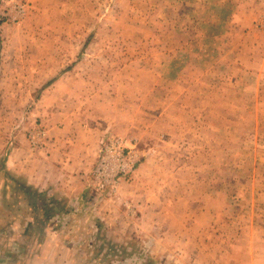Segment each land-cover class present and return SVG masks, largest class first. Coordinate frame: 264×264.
Masks as SVG:
<instances>
[{
    "label": "rangeland",
    "instance_id": "obj_1",
    "mask_svg": "<svg viewBox=\"0 0 264 264\" xmlns=\"http://www.w3.org/2000/svg\"><path fill=\"white\" fill-rule=\"evenodd\" d=\"M52 81L99 160L72 229L14 234L25 264H264V0H0V139Z\"/></svg>",
    "mask_w": 264,
    "mask_h": 264
},
{
    "label": "crops",
    "instance_id": "obj_2",
    "mask_svg": "<svg viewBox=\"0 0 264 264\" xmlns=\"http://www.w3.org/2000/svg\"><path fill=\"white\" fill-rule=\"evenodd\" d=\"M52 83L53 81L43 88L37 98L32 100V105L29 104L26 109L23 107L19 110L20 114L21 111H28L25 113L27 115H22L24 124L21 128L4 130L1 133L4 135L7 133V139L5 137L0 139V158L2 159H0V165L5 170L11 171L12 183L14 178L26 189L30 188L40 201L37 200L36 205H33L21 200V204H18L16 200L18 193L13 192V187L11 190L5 188L0 191V264H25L28 261L30 249L26 248L27 243L16 241L14 234L27 233L38 227L44 228L41 224L45 223L43 220L45 210L55 209L50 210L51 220L45 223L46 230H50L51 226L58 228L59 226L55 227L54 223L61 214L65 213L70 217L76 200L86 204L88 199L86 192L88 175L99 159H95L97 153L93 151L90 157L83 155L86 148L76 145L74 122L79 116H89V110L84 98L82 103L75 94H72L76 91V87L70 88L68 94L57 96V101L65 102L67 109L65 106L53 103L55 97L51 99V95L46 96L44 92L48 87L53 86ZM66 110H68L67 115L64 113ZM18 114H12V116L17 117ZM35 119H38L37 123ZM87 164L90 168L85 169L84 166ZM80 165L83 166L84 171H79ZM21 194L23 199L25 193L21 192ZM108 209V207L101 209L103 216L109 217ZM96 210L99 211V209ZM31 211L33 214L29 216L28 213ZM33 216L36 217L33 218ZM68 221L62 226L64 230L67 227L68 230L73 228ZM38 237L35 235L34 239ZM45 239L46 237L42 235L40 241L32 242L38 247L44 243ZM37 250L33 256L36 255L35 258L40 260L41 255L36 253ZM45 261L46 259L43 258L41 263ZM50 261L52 260H47V262Z\"/></svg>",
    "mask_w": 264,
    "mask_h": 264
},
{
    "label": "built area",
    "instance_id": "obj_3",
    "mask_svg": "<svg viewBox=\"0 0 264 264\" xmlns=\"http://www.w3.org/2000/svg\"><path fill=\"white\" fill-rule=\"evenodd\" d=\"M111 145H114L113 143H110ZM111 145H109V146H106L105 147V151H107V154L106 155H108V152H111V149H113L114 148V146H113V148H112V146ZM114 151H116V152H114ZM118 151V152H117ZM121 151V150H120ZM119 150H114L113 149V151H112V153H113V155H111V161L109 160V157H107L106 159H105V164H113V165H116V164H118V162H119V160H121L122 158H123V152H120Z\"/></svg>",
    "mask_w": 264,
    "mask_h": 264
}]
</instances>
